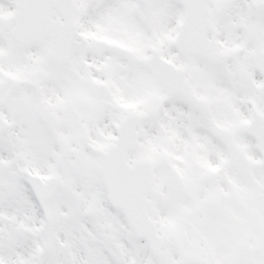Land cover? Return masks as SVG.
Returning <instances> with one entry per match:
<instances>
[{"label":"snow or ice","instance_id":"1","mask_svg":"<svg viewBox=\"0 0 264 264\" xmlns=\"http://www.w3.org/2000/svg\"><path fill=\"white\" fill-rule=\"evenodd\" d=\"M0 264H264V0H0Z\"/></svg>","mask_w":264,"mask_h":264}]
</instances>
